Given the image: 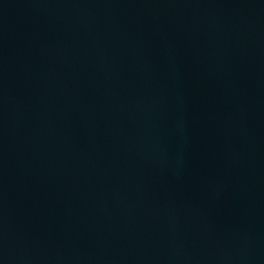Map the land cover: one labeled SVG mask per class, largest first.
<instances>
[{
  "label": "water",
  "instance_id": "95a60500",
  "mask_svg": "<svg viewBox=\"0 0 264 264\" xmlns=\"http://www.w3.org/2000/svg\"><path fill=\"white\" fill-rule=\"evenodd\" d=\"M0 264H264V0H0Z\"/></svg>",
  "mask_w": 264,
  "mask_h": 264
}]
</instances>
